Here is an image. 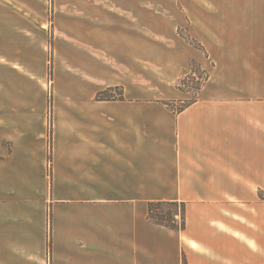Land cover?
I'll list each match as a JSON object with an SVG mask.
<instances>
[{"label":"crops","instance_id":"0c3cea01","mask_svg":"<svg viewBox=\"0 0 264 264\" xmlns=\"http://www.w3.org/2000/svg\"><path fill=\"white\" fill-rule=\"evenodd\" d=\"M257 4L253 22L203 24V50L186 46L177 60L164 41L145 58L143 28L113 20L140 14L143 0H68L57 14L66 29L55 41L51 143L48 104L7 111L0 122V250L19 264H255L264 256ZM191 59L206 78L177 110L166 102L192 98L176 87ZM111 87L123 98L97 99ZM153 200L186 202V228L151 221Z\"/></svg>","mask_w":264,"mask_h":264},{"label":"rangeland","instance_id":"374dc122","mask_svg":"<svg viewBox=\"0 0 264 264\" xmlns=\"http://www.w3.org/2000/svg\"><path fill=\"white\" fill-rule=\"evenodd\" d=\"M259 1L264 2V0H143V10L140 14L112 18L121 24L143 28L145 58H149L151 52L156 50L154 42L164 41L175 44L177 60H182V57L187 56L186 46L198 51L203 50L198 46L201 44L198 34L203 24L215 21L236 24L244 15L247 16L246 22H253L249 18H253V14H258L257 8L260 7L256 5ZM67 2L68 0H0V122L5 121L3 115L7 111L22 113L23 110H31V106L48 104V138L50 132L53 137L50 110L55 101V41L56 37L62 34L61 31L66 29L59 27L64 25L61 20L65 17L57 14ZM15 8L20 10L16 11ZM191 67L195 72L194 76L191 74L186 76L185 73L190 71ZM203 70L197 60L191 59L179 72L176 87L179 89L178 85L181 84L184 90H179L189 92L192 98L178 103L168 101L177 110L196 98L197 86L205 77ZM111 89L108 95L118 97L121 87ZM3 144L7 150L10 149L7 142ZM259 194L264 197V193ZM256 215L264 216V209L257 207ZM260 235L263 244L264 233L261 232ZM263 258V255H256L255 264L262 262ZM0 264L19 262L16 263L15 256L0 250Z\"/></svg>","mask_w":264,"mask_h":264},{"label":"trees","instance_id":"16d2710c","mask_svg":"<svg viewBox=\"0 0 264 264\" xmlns=\"http://www.w3.org/2000/svg\"><path fill=\"white\" fill-rule=\"evenodd\" d=\"M200 48H203L201 44L198 45ZM205 77L202 81L206 78V71ZM186 76H189L190 74L194 76L195 72H193V69L191 67L190 71L185 73ZM192 76V78H193ZM201 83L197 86V90L200 88ZM178 88L181 90H184L181 87V84L178 85ZM110 89L101 91L97 95V99H116V98H123V90L119 92V96L112 95L111 97L108 95V92H110ZM169 106L171 105L170 102H166ZM180 110V109H179ZM51 132L49 133V142L51 143ZM49 162H51V157L49 156ZM260 198L264 199L262 195H260ZM186 211H187V205L184 201H177V200H153L148 202V217L151 221H153L156 224L166 226L170 229H173L175 231H182L186 228ZM48 252H51V242L48 243ZM184 264L186 262L184 261Z\"/></svg>","mask_w":264,"mask_h":264}]
</instances>
